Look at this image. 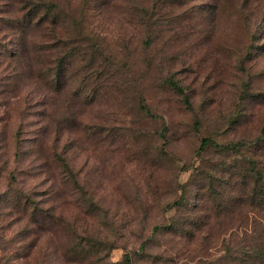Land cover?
Wrapping results in <instances>:
<instances>
[{
	"label": "rangeland",
	"instance_id": "obj_1",
	"mask_svg": "<svg viewBox=\"0 0 264 264\" xmlns=\"http://www.w3.org/2000/svg\"><path fill=\"white\" fill-rule=\"evenodd\" d=\"M263 234L264 0H0V264H264Z\"/></svg>",
	"mask_w": 264,
	"mask_h": 264
},
{
	"label": "trees",
	"instance_id": "obj_2",
	"mask_svg": "<svg viewBox=\"0 0 264 264\" xmlns=\"http://www.w3.org/2000/svg\"><path fill=\"white\" fill-rule=\"evenodd\" d=\"M29 16H30V24L35 26V27H38V28H42L44 26V24L48 21V19L46 18L45 15L43 14H40L37 10V7H32L29 11ZM52 26L50 27V33H54L56 32V23L55 21H52L51 22ZM172 86L175 87L176 89H179L180 88L172 83ZM142 110L149 116L151 117H154L151 112L149 111L148 108H146V106H142L141 107ZM211 140L210 139H204L201 143V146H200V150H204L208 145L211 144ZM217 148H220V149H223V150H226V151H229V150H235L237 151L238 150V145L237 144H229V145H224V146H219V145H216ZM260 177L262 176V174H258ZM40 207L38 204H36V207H35V210H39L40 211ZM37 217H40V214L34 212L33 213V218H34V221L35 223L38 221L37 220ZM160 230V227L158 228H155L154 231H159ZM260 240L261 241H264V234L263 236L260 237ZM145 243L142 244V247H144ZM250 248L252 249L253 252L256 251V244L255 242H252L251 245H250ZM258 259V257H257ZM124 264H132V261H131V257L129 254H126L125 258H124Z\"/></svg>",
	"mask_w": 264,
	"mask_h": 264
}]
</instances>
